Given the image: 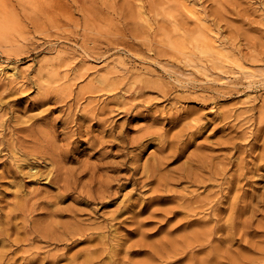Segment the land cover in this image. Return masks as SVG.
Returning <instances> with one entry per match:
<instances>
[{
    "label": "rangeland",
    "instance_id": "1",
    "mask_svg": "<svg viewBox=\"0 0 264 264\" xmlns=\"http://www.w3.org/2000/svg\"><path fill=\"white\" fill-rule=\"evenodd\" d=\"M262 152L264 0H0V264H264Z\"/></svg>",
    "mask_w": 264,
    "mask_h": 264
},
{
    "label": "bare ground",
    "instance_id": "2",
    "mask_svg": "<svg viewBox=\"0 0 264 264\" xmlns=\"http://www.w3.org/2000/svg\"><path fill=\"white\" fill-rule=\"evenodd\" d=\"M260 157H261L262 161H264V152L260 153ZM256 166H257V168H261V167H264V164L258 165V163H257ZM31 168H33V167H31ZM215 173H217V171ZM234 226L236 227L235 223H234ZM230 228H233V226H230Z\"/></svg>",
    "mask_w": 264,
    "mask_h": 264
}]
</instances>
